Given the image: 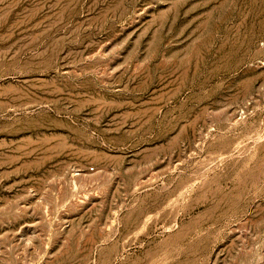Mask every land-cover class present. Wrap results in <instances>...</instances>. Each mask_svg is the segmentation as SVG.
<instances>
[{"label":"rangeland","instance_id":"obj_1","mask_svg":"<svg viewBox=\"0 0 264 264\" xmlns=\"http://www.w3.org/2000/svg\"><path fill=\"white\" fill-rule=\"evenodd\" d=\"M0 264H264V0H0Z\"/></svg>","mask_w":264,"mask_h":264}]
</instances>
